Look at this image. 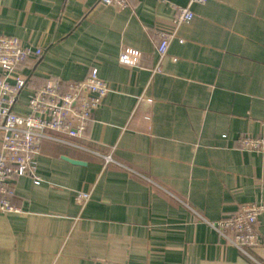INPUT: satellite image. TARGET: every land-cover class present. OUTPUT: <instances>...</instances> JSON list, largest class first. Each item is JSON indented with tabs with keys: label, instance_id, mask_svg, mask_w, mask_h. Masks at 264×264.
I'll return each mask as SVG.
<instances>
[{
	"label": "crops",
	"instance_id": "1",
	"mask_svg": "<svg viewBox=\"0 0 264 264\" xmlns=\"http://www.w3.org/2000/svg\"><path fill=\"white\" fill-rule=\"evenodd\" d=\"M172 4L193 17L159 58ZM0 34L42 48L18 113L47 77L96 68L109 87L82 137L41 143L38 184L15 180L23 212L0 213V264H264V211L247 254L206 223L264 203V149L240 148L264 127V0H0Z\"/></svg>",
	"mask_w": 264,
	"mask_h": 264
},
{
	"label": "built area",
	"instance_id": "2",
	"mask_svg": "<svg viewBox=\"0 0 264 264\" xmlns=\"http://www.w3.org/2000/svg\"><path fill=\"white\" fill-rule=\"evenodd\" d=\"M207 0H189L190 3H204ZM104 5L125 8L127 0H99ZM174 10L173 29H155L158 36L159 58L167 52L170 41L176 37L177 28L189 22L193 11L189 6L172 4ZM42 48L24 44L16 37L0 34V213H21L23 208L16 198L15 180L28 176L36 184L40 178L36 174L40 145L46 139H57L54 133L70 138L84 135L87 123L94 111L102 104L109 92L107 83L101 79L96 68L82 79L64 80L47 77L38 87L30 91L26 112L13 110L19 93L27 86V78L21 72L28 63L36 62ZM140 53L126 48L119 55V62L129 66L138 64ZM159 64L155 71L159 70ZM240 148L254 151L264 149L263 132L257 136L244 135L240 138ZM104 163L113 162L111 155H104ZM84 205L88 193L78 196ZM264 211V203H247L238 210L215 222H206L227 243L247 254V248L256 246L260 237L257 232L259 215Z\"/></svg>",
	"mask_w": 264,
	"mask_h": 264
},
{
	"label": "water",
	"instance_id": "3",
	"mask_svg": "<svg viewBox=\"0 0 264 264\" xmlns=\"http://www.w3.org/2000/svg\"><path fill=\"white\" fill-rule=\"evenodd\" d=\"M65 160L71 162V163H74V164H83V162L79 161V160H74V159H70V158H67V157H63Z\"/></svg>",
	"mask_w": 264,
	"mask_h": 264
}]
</instances>
